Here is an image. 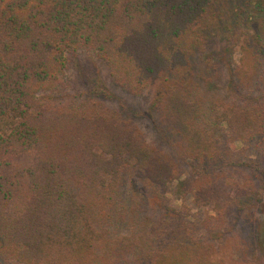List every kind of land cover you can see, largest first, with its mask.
Returning a JSON list of instances; mask_svg holds the SVG:
<instances>
[{"label": "trees", "instance_id": "16d2710c", "mask_svg": "<svg viewBox=\"0 0 264 264\" xmlns=\"http://www.w3.org/2000/svg\"><path fill=\"white\" fill-rule=\"evenodd\" d=\"M257 1L0 0V264H218L188 221L155 223L146 191L165 201L179 172L136 112L110 107L102 82L66 103L55 93L82 51L124 92L154 90L164 136L199 170L195 202L225 215L234 187L219 175L223 138L264 135ZM236 4L257 11L244 20ZM217 40L242 51L232 75L252 83L247 95L212 91Z\"/></svg>", "mask_w": 264, "mask_h": 264}, {"label": "rangeland", "instance_id": "374dc122", "mask_svg": "<svg viewBox=\"0 0 264 264\" xmlns=\"http://www.w3.org/2000/svg\"><path fill=\"white\" fill-rule=\"evenodd\" d=\"M257 4L259 16H264V0H258ZM242 7L236 4L234 11L244 20L257 11L244 4ZM208 51L211 53L212 91L233 99L247 95L252 83L246 87L243 81L235 82L232 75L233 69L241 64L242 51L233 53L224 41L218 40ZM70 60V70L63 78L64 88L55 93L58 99H64L62 103L94 91L97 83L102 82L104 89L112 94L110 107L118 110L122 108L121 101L126 102V106L136 112L135 123L147 132L149 142L160 148L176 165L179 178L165 201L155 198L149 189L145 190L153 205L155 223L165 217L172 228L180 229L188 221L194 228V237L212 246V260L218 264H264V135L246 143H230L226 137L223 138L226 164L229 165L223 167L219 175L234 189L229 208L225 215H221L215 211V204L199 206L195 202L193 186L201 180L197 174L199 170L195 162L185 160L164 136L158 115L150 109L154 90L140 98L124 92L113 84L107 67L92 53L82 51L71 55ZM246 61V65H251V58L247 57ZM258 80L262 82L258 83ZM263 82L264 75L257 74V88L254 90L257 92L254 94L264 100ZM161 202L166 203L164 208ZM174 213L177 214L175 219Z\"/></svg>", "mask_w": 264, "mask_h": 264}]
</instances>
